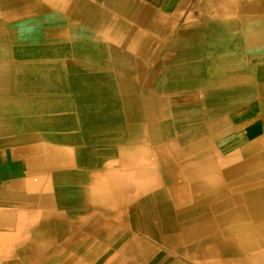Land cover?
<instances>
[{"label":"bare ground","instance_id":"obj_1","mask_svg":"<svg viewBox=\"0 0 264 264\" xmlns=\"http://www.w3.org/2000/svg\"><path fill=\"white\" fill-rule=\"evenodd\" d=\"M77 1L83 4L84 0ZM165 1L154 3L164 5ZM74 2L38 0L45 6H50V3L51 6L52 3L61 6L56 13L50 14L20 6L22 0H0V97L7 96L11 90L10 77L5 74L7 58L31 54L32 49L34 52H43L60 47L61 54L69 50L79 51L81 42H75V39L80 37L81 40V37L89 36V32L84 31L82 21L71 25L62 23L71 13L73 16L81 13L83 5L77 4V12L74 13L69 7ZM95 3L99 7L100 4H107V7L116 8L128 21L137 19L136 9L140 6L137 0H96ZM165 15L151 13L149 18L155 17L162 23L151 26L143 41L138 39L140 47L136 54H140L143 60L140 69L145 72L146 79L153 81L154 86L162 87L164 94L181 88L201 90L207 87L205 84L211 85V88L224 89L252 87L254 98H225V106L219 107L220 102L216 106L231 113L248 109L258 111L256 121L245 127L246 141L239 149L225 155L223 150L215 146L220 139L233 132V127L228 125V118H221L212 124L216 126L217 134L206 132L207 127L211 129L212 122L189 134H181L173 129V120L169 118L166 104L162 102L161 106H156L149 102L146 112L142 114L144 122L140 125L141 129L137 132L131 130L129 140L121 147L99 149L89 141L87 143L92 147L83 150L65 151L60 145L57 148L28 146L30 149L13 151L12 157L20 156L22 161L14 167L6 164L7 157L4 154L0 156V180L4 179V185L0 187L3 221L0 230V264H97L81 257L88 252L90 257L98 256L101 260L98 264H122L119 259L123 250H126L121 247L124 242L122 239L130 234L132 237L138 236L141 231L153 233L143 223L146 219L150 220L148 215L144 212L142 219H139L141 214L135 213L146 206L157 210L158 233L162 234L163 239L169 236L174 242L186 244V248L189 245L184 252L186 257L197 258L198 252H206L208 258H214L220 250H229L232 243L237 241L255 250L258 263L264 264V32L260 30L258 37L244 39L248 42V48L250 44L256 47L253 51H247L242 50L244 43L241 44L242 62L238 61V57L235 60L233 52H229L230 39L226 40L222 36L211 38L208 33L207 38L211 39L215 51L205 52L204 55L201 51L206 63L188 62L186 51L191 50L186 49V44H183L186 50H181L182 46L173 41L170 52L158 55L163 60L160 78V64L158 67L152 65L151 60L177 30L175 21L169 23V29L162 27ZM59 16H66V19L61 20ZM92 16L89 26L90 33L94 34L98 33L97 8ZM171 16L176 17L177 14ZM19 17L24 19L15 21ZM149 18L143 19V22ZM239 19L242 20L241 17ZM51 22H55L54 25ZM137 23L146 27L140 21ZM192 24L188 29H193ZM228 24V27L235 26L233 22ZM153 37L155 39L150 40ZM105 39L114 40V33L109 32ZM195 45L203 49L202 44ZM230 48L233 50V46ZM177 51L179 58L175 57ZM87 64L90 66L89 62ZM229 74L238 75L239 86L235 85ZM239 74L243 75V79L239 80ZM199 83L205 84L199 86ZM211 103L213 105L215 102ZM135 104L131 102L129 108L135 109ZM108 123L109 120L105 121V125ZM65 153L69 155L68 159H65ZM66 163L72 169L77 167V171H65ZM61 166V171H52ZM17 175H23L25 181L13 192L16 184H12L9 179ZM79 207H82V211L74 213V209ZM91 210L98 213L111 210L114 218L108 220L103 217L104 214L91 213ZM116 222L120 225L113 227ZM83 235L91 239H84L85 236L79 239ZM97 243L100 247L106 246L100 253V247L95 246ZM197 243L200 246L196 247Z\"/></svg>","mask_w":264,"mask_h":264},{"label":"crops","instance_id":"obj_2","mask_svg":"<svg viewBox=\"0 0 264 264\" xmlns=\"http://www.w3.org/2000/svg\"><path fill=\"white\" fill-rule=\"evenodd\" d=\"M194 2L196 7L201 8H196L199 15L188 17V22L193 23V29H187L186 31L177 29L176 32H173L177 39L183 38L180 43L181 50H191L186 51L187 61H191L190 63L207 62L202 55L205 52L215 51L212 49L211 39L208 40L207 38L208 33H210L209 37L211 38L222 36L226 40L230 39L229 52H233L235 60L239 58L238 61L242 62L241 51L243 49L253 51L256 47V45L250 44L248 48V42L244 39L258 37L260 30L264 32V0H166L164 4L189 6ZM178 14L177 18H173L176 22L179 21ZM240 17L242 20L239 19ZM232 22L235 26L228 27V23ZM90 35V42L80 45L79 51L69 50L61 54L59 47L56 49L58 51L34 52V49H32V52L30 51L32 56L23 60H19L17 56H11L9 68L12 75H14L13 80H11V90L9 94H6L7 96L0 97V156L6 155V164L14 167L22 162L20 156L16 158L12 157L11 154L14 153L13 151H19V149H30L28 146L31 148H48L51 146L57 148L60 145L61 149L65 151L83 150V148L86 149L91 146L87 143L89 141L93 142L94 147L99 149L121 147L129 140L131 130L134 129L137 132L138 129H141L140 125L144 122L142 114L146 112V104L149 102H153L156 106H161L162 102H168L166 106L170 113L169 118L171 121L173 120V129L178 130L181 134H189L198 127L210 124V122H212L210 124L212 125L221 118H228V125L233 127V130H231L233 132L220 139L215 146L219 150H223L225 155L239 149L246 141H244L245 127L256 121L258 111L248 109L231 113L219 107L225 106V98L239 97L244 100L254 98L255 91L252 87L224 89L221 87L211 88V85L199 83V86L205 84L207 87H202L201 90L181 88L164 94L163 88L154 86L153 81H149V85L147 84L146 74L140 69V65L143 64L140 54H135L137 52L119 46L116 47L109 42L107 45H100L98 33ZM196 43L202 44L203 49L195 45ZM243 43L244 46L241 50V44ZM183 44L187 45L186 49ZM226 46H228V43ZM230 46H233V50ZM219 50H216V52H219ZM14 53L17 54V52ZM121 53L122 55H120ZM159 54L166 53H163L161 49L151 62L152 65H156L157 61L161 59L159 69L161 78L163 60L162 56H158ZM132 55H134L135 65H132L131 62ZM178 55L179 51L176 52L175 57ZM88 62L90 66H88ZM228 76L231 77L236 86H239L238 75L229 74ZM242 76V74H239V80L243 79ZM20 80L22 83L19 82ZM192 84L194 85V83ZM213 101L215 103L212 105L211 102ZM131 102L136 103L135 109H132L133 111L128 105ZM171 102H174V104ZM218 102H220L219 107H216ZM124 106H126L125 110ZM108 120L110 124L105 125V121ZM189 123L197 124L190 128ZM131 127L133 128L131 129ZM206 130L207 133L217 134V128L214 125L211 126V129L207 127ZM68 156L65 153V159H68ZM65 168V171H77V167L72 169L67 165ZM61 169L62 166L57 170L52 169V171H61ZM3 180H0V187L4 185ZM9 180L12 184H16L13 192L25 181L23 175L11 177ZM33 181L35 180L33 179ZM82 207L75 208L74 213L81 212ZM0 210H2L1 207ZM108 212L106 210V213H98L91 210V213L104 214L103 217H107L108 220L114 218L113 212L111 210H108ZM135 213L136 215L141 214L139 219H142L143 213L148 215L150 220L146 219L143 223L145 226L147 224V227H150L149 230L153 233L147 232L145 234L141 231L138 232V236L133 235L132 237L130 234L129 237H124L121 247L126 250H123L124 253H121L119 259L122 264H260L257 259L258 253L250 246L237 241L232 243L233 245L229 250H220L214 258H208L206 252L202 254L198 252L199 254H196L197 258L186 257L184 252L188 250L189 245L186 248L184 247L187 246L186 244L178 243V241L174 242L167 235V239H163L162 234L158 233V213L155 208L146 206L144 210L140 209L139 212L136 210ZM1 214L0 212V230L3 224ZM116 225L120 224L116 222L113 227ZM81 238L91 239L87 235H83L79 239ZM199 244L197 243L196 247L200 246ZM95 246L100 247V244L97 243ZM101 246L99 253L106 248V246ZM89 253H83L81 257L89 258L88 261H94L97 264L100 263L101 260L99 261L98 256L93 255L90 257Z\"/></svg>","mask_w":264,"mask_h":264},{"label":"rangeland","instance_id":"obj_3","mask_svg":"<svg viewBox=\"0 0 264 264\" xmlns=\"http://www.w3.org/2000/svg\"><path fill=\"white\" fill-rule=\"evenodd\" d=\"M74 1H75L74 5L76 7L74 5L69 6L72 9L73 13L75 11L77 12V10H76L77 9V4L80 5V6L83 5L82 6V8H83L82 10L83 11L81 10V13L79 14V16H73L72 13H71V15H68V17H67L68 19H66V16H59V19H61V20L66 19L65 22L64 21L62 22L64 25H66V24H70V25L71 24H78L80 21H82V23L84 25V31H88L89 32V36L81 37V40H80V37H78L77 39H75V42H81V45L82 44L85 45L87 42H90V38H91L90 27L91 26H89L90 25L89 21H90L91 17L93 18L92 15L94 14L95 8H97V12L99 14V22H98V41H99V44L107 45L108 42H109L110 44H113L116 47L119 46V47H122L124 49L130 50L132 52H137L139 50L140 46L138 45V39L140 38V40L143 41L145 39L146 33L151 30V28H150L151 26H153L155 24L159 25V24L162 23V21L158 22L155 19V17L149 18L151 13L154 14L155 12H157V13H160V14H162V13L166 14L165 16L167 18L164 16L165 18H164V22L162 24L163 25L162 27L163 28L165 27V28L169 29V28H171L169 26V23H172V21L174 22V19H173L174 17H172L171 15L172 14L174 15L175 13L177 14L179 12V21L176 22V20H175L176 23L174 25L177 26V29H179L180 31H186L188 29L189 25H190V23L187 21L188 17H192V16L194 17V16L199 15V12L196 10V8H201V7H196L194 5L195 2L191 3V5H189V6H187V5H184V6H170L169 4H168L169 6H167L166 4L160 5V4L154 3V1H159V0H137V1H139V4H140L139 8L136 9V7L133 6V8L136 9V12H138V13H136L137 19L135 18L134 21L133 20L128 21L124 16H122L120 14V11L118 13L115 10L116 8L113 9L112 6L107 7L108 6L107 4H100V7H99V5H97V3H95L96 0H87V1L84 0L83 4H81L80 1H77V0H74ZM53 3H52V6H51V3H50V6L49 5L45 6L42 3H38V0H22V4L20 6L25 5L26 7L32 8L33 10L34 9L36 11L39 10L42 13L54 14L58 10L61 9V6L59 7V5H57L58 3L53 5ZM96 5L98 7H96ZM150 5H151V7H150ZM85 8H87V9H85ZM91 11H93V12H91ZM102 12H104V13H102ZM68 13H70V12H68ZM114 16L116 17V19H115ZM145 18H149V19L143 22V19H145ZM23 19H24V17H19V19H16L15 21H22ZM138 21H140L142 24L144 23L146 27L139 26V24L137 23ZM54 23H52V25H54ZM117 23L118 24L120 23V24L118 25ZM109 32H113L114 33V40L113 39H105V37L107 36V34ZM95 33H97V32H95ZM120 33H121V35H120ZM173 34L174 35L170 36L168 41H165L163 43L164 45L162 44V46L160 47V50L162 49L163 53H168L169 48L173 45L172 44L173 41H175V43H179L180 44L181 41L183 40V38L177 39L175 37V33H173ZM99 35L100 36L103 35V36L100 37ZM121 39H122V41H121ZM153 39H155V38L153 37L150 40H153ZM184 40H186V38H184ZM93 41H94V39H93ZM178 41H180V42H178ZM116 55H118V53H116ZM120 55H122V53ZM29 56H32V55L31 54H23V55L20 54L17 57L19 58V60H23V59H27ZM133 57H134V55H132V57H131V62H132V65H135L136 63H135ZM160 62H161L160 60L157 61V63H156L157 67L160 64ZM7 63H8V67L5 69V74L7 73V76H8V78L10 77V81H11V78H13L14 76L11 74V70L9 68L10 57L7 58ZM3 74H4V71H3ZM147 84L149 85V80H147ZM171 103L174 104V102H171ZM165 104L167 105L168 102H165ZM201 105H203V104L201 103ZM195 125H194V123H189V127L190 128L194 127ZM89 242H91V241H89Z\"/></svg>","mask_w":264,"mask_h":264}]
</instances>
